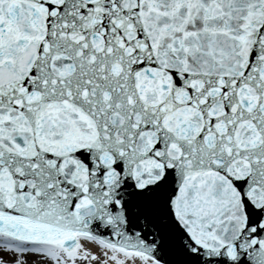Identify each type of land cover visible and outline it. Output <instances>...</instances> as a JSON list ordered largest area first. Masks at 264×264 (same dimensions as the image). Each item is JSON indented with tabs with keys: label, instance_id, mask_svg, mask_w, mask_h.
<instances>
[{
	"label": "snow or ice",
	"instance_id": "1",
	"mask_svg": "<svg viewBox=\"0 0 264 264\" xmlns=\"http://www.w3.org/2000/svg\"><path fill=\"white\" fill-rule=\"evenodd\" d=\"M0 264H264V0H0Z\"/></svg>",
	"mask_w": 264,
	"mask_h": 264
}]
</instances>
